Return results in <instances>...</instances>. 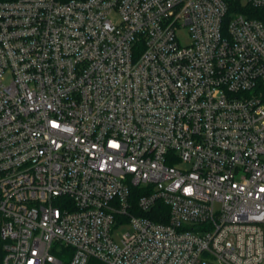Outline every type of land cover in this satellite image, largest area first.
Segmentation results:
<instances>
[{"label": "built area", "instance_id": "1", "mask_svg": "<svg viewBox=\"0 0 264 264\" xmlns=\"http://www.w3.org/2000/svg\"><path fill=\"white\" fill-rule=\"evenodd\" d=\"M0 240L3 264H264V19L0 0Z\"/></svg>", "mask_w": 264, "mask_h": 264}, {"label": "trees", "instance_id": "2", "mask_svg": "<svg viewBox=\"0 0 264 264\" xmlns=\"http://www.w3.org/2000/svg\"><path fill=\"white\" fill-rule=\"evenodd\" d=\"M229 2L231 10L234 11H242L248 14L250 17H258L260 19H264V8H257V7H252L246 3H242L241 0H227ZM144 192L142 187L136 186L133 190L132 193V198L136 202L138 197ZM156 210V212H155ZM157 212H162L165 214V217L163 220H166L168 218V212H169V206L162 202L158 201L157 204L154 206V212H149L147 213L148 216L157 218L159 217ZM3 257H4V248H3V242L0 240V264H3ZM96 261L95 259L90 260V264H93ZM63 264H68V261H64Z\"/></svg>", "mask_w": 264, "mask_h": 264}, {"label": "rangeland", "instance_id": "3", "mask_svg": "<svg viewBox=\"0 0 264 264\" xmlns=\"http://www.w3.org/2000/svg\"><path fill=\"white\" fill-rule=\"evenodd\" d=\"M179 36H180V40H181V42H182L183 44H184V43H189V42L191 41V39H190V37H189V35H188V33H187V30H182V31H180V32H179ZM127 227H128V225H127V224H124V225H122V226L116 228V229L114 230V237H115L116 239H118V238L120 237L121 233H122L124 230H126Z\"/></svg>", "mask_w": 264, "mask_h": 264}]
</instances>
